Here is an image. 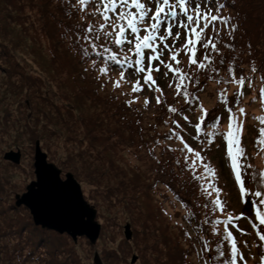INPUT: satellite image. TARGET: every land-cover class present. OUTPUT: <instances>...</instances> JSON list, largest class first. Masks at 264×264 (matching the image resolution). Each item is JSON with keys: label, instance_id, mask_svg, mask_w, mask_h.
<instances>
[{"label": "trees", "instance_id": "1", "mask_svg": "<svg viewBox=\"0 0 264 264\" xmlns=\"http://www.w3.org/2000/svg\"><path fill=\"white\" fill-rule=\"evenodd\" d=\"M226 3L223 13L231 14L240 27L235 33L236 51L223 50L229 59H235L238 74L243 70L251 75V62L264 68V0ZM81 16L78 0H0V113L7 128L5 148L27 147L30 156L23 174L17 171L21 164L0 158V264H83L79 252L87 253L91 245L84 237L74 242L65 233L36 226L26 207L14 205V194L23 192L34 177L31 153L36 139L62 173L71 171L77 180L89 184L91 193L85 196L93 199L95 207L105 204L106 212L114 209L130 223L135 245L124 237L119 239L115 244L120 253L117 260L116 250L105 245L101 252L108 264H126L131 249L140 264H203L201 257L207 259V255L196 236L203 234L206 197L183 159L161 144L164 134L158 128L170 125L165 121L171 114L166 106L157 105L153 120L144 122L136 102L128 106L125 101L131 97L109 87V77L121 70L118 66L97 79L98 71L91 68V62H81L73 26L94 20L91 16L82 20ZM86 67L88 71H84ZM261 74L255 73L250 84L254 92L245 102L260 101ZM226 76V70L219 75L209 73L207 78L200 74L202 83L195 94L210 82L225 87L217 81ZM168 90L172 93L168 103L183 104ZM242 98L237 97L239 101ZM262 109L258 116L264 115V106ZM256 126H261L258 120ZM137 155L150 166L145 169L132 164ZM17 175L20 180L16 184ZM162 180L175 186L174 197L185 207L182 218L187 215V221L177 228L181 238L188 240L185 245L170 233L174 224L165 220L163 205L153 197V186ZM194 207L199 216L192 215ZM111 225L109 220L103 222L102 238ZM119 227L112 229L113 241L121 233ZM236 235L239 238L238 232Z\"/></svg>", "mask_w": 264, "mask_h": 264}, {"label": "snow or ice", "instance_id": "2", "mask_svg": "<svg viewBox=\"0 0 264 264\" xmlns=\"http://www.w3.org/2000/svg\"><path fill=\"white\" fill-rule=\"evenodd\" d=\"M91 3L93 0H78L79 12L82 20L85 16L94 20H84L73 26L74 44L79 42L81 62H91V68L98 71L97 79L108 76L110 68L118 66L121 70L113 81L114 88L121 87L122 81L130 83L131 93L147 89L155 94L157 105L166 106L171 115L165 123L174 125L166 138L178 139L181 145L180 149L169 146V150L184 153V164L206 197L202 205L206 210L204 226L200 229L203 234L196 236L202 245L201 251L207 255V259L201 257L203 264H248L242 249L249 248L250 243L238 240L233 229L246 236L247 231L238 224L246 220L254 238L264 247V168L258 169L255 175H245L250 173L251 165L246 163L247 152L242 146L244 125L240 117L247 113L244 107L233 108L227 86L235 85V96H243L246 86L254 82L255 73H262L260 80L264 83V68L251 62V75H245L243 70L238 74L235 59H229L223 50L236 51L235 33L240 27L238 21L233 22L235 18L231 14L223 13L226 0H95V7L89 11ZM248 47L250 49L251 45ZM88 70V67L84 69ZM222 70L227 72L225 79L217 81L225 85L217 92L222 113L210 117L209 109L195 94L202 83L199 76L219 75ZM128 74L134 76L132 81L127 80ZM160 74L166 87L172 90L173 99L183 100L179 107L168 103L158 83ZM259 95L264 106V87L259 88ZM137 100L139 96L132 95L125 104L131 106ZM143 103L147 107L150 99L145 97ZM225 119L226 124L223 123ZM256 119L261 125L257 137L260 146L257 154H260L264 153V115ZM187 125H191L195 133L193 142L200 140V146H193L185 139L183 133ZM218 139L225 147L224 155L233 177L239 209L221 198L217 169L204 155L203 145H212ZM41 187L55 192L70 208L81 213L86 211L75 186L70 181L62 182L51 165L41 164ZM29 195L39 198L41 194ZM245 205L248 212L244 211ZM192 215L199 216L195 207ZM185 235L192 238L191 232L186 231ZM254 264H264V253H258V261Z\"/></svg>", "mask_w": 264, "mask_h": 264}, {"label": "rangeland", "instance_id": "3", "mask_svg": "<svg viewBox=\"0 0 264 264\" xmlns=\"http://www.w3.org/2000/svg\"><path fill=\"white\" fill-rule=\"evenodd\" d=\"M93 7H95V3L90 4V9H92ZM47 50L49 51L48 48H47ZM118 75H119L118 73H114L111 76V79H108L110 88L115 89L113 87V81H115L118 78ZM133 79H134V76H132L131 74L127 75L128 81H132ZM158 83L160 84V87L164 89L166 97L172 95V93L166 87V81H165L162 74H160L158 77ZM221 88H223V87L216 85L214 82H210L209 84H206L203 87V89L198 93V96L203 101L204 107L209 109L210 117H213L215 115L222 113V105H220L218 103V97H217V92ZM116 89H118L116 91H122L123 93H129V95H125L127 97H131L132 95H138L139 100L136 101V104L143 111L144 122L145 121L151 122L153 120L152 117L157 110V104H156L155 99H154V95H155L154 93L149 92L147 89H145V91L142 93L133 94V93H131L130 83H125L123 81L121 82V87L116 88ZM234 89H235L234 85L227 86V92H228V95L230 97V103L232 104L234 109L237 107V105L241 104L240 107H244L246 110V113H247L246 116L240 117V120L243 122V125H244L243 134H242V146L246 149V152H247L246 163L251 165L250 173H245V175H250V174L255 175L258 169L264 168V153L257 154L260 146L257 143V137H258L257 136V128H258V126H256V122H257L256 117L263 112V109H262L261 103H260L258 98L253 99L249 103L245 102L250 97L251 92H254L253 86L248 85L246 87L242 101H239L237 99V97L235 96ZM0 93H1V91H0ZM3 96L6 97V96H8V94H5ZM8 97H9V99L12 98V96H8ZM145 97H148L150 99V104L147 107H145L144 103H143ZM236 100H238V104L233 105V103ZM188 114L194 120V118H195L194 114L192 112H190ZM226 114H227L226 112L223 113L224 117ZM2 119L3 118H2V115L0 113V147H1L0 148V158L2 157V159H3V154L8 149L5 148L6 129L7 128H5L2 125V123H1ZM208 123L209 124L211 123V119H209ZM223 123L226 124V120H224ZM173 127H174V125H171V124L170 125H163L162 124L158 128V130H160L164 134V140L161 141V144H166L167 146H171L172 149H180L181 145H180V142L178 139L173 138V139L169 140L166 138V134L170 135L171 134L170 129ZM176 131L179 132L180 130L176 129ZM183 134L185 135V139L188 140V142L190 144H193V146H200L201 145L200 140H196L195 142H193L192 136L195 135V133L192 130L191 125L186 126L185 132ZM201 137H203V133L201 134ZM203 147L206 149L204 152L206 159L210 160L215 165V167L217 169L218 185L222 189V192L220 194L221 198L223 200L227 201L230 206H235L239 209L240 206L237 203V192H236V189L234 187L233 177H232V174L230 172V168L228 167V165L226 163V157L224 155V151H225L224 144L218 139L214 144H212V145L204 144ZM11 149H17V148H11ZM19 149L21 151V159H20L19 164H21L22 167L19 168L17 171L21 172L23 174L26 170H28V165L30 164V162H29L30 156H29V150L27 147H25V148L19 147ZM54 149L56 150L57 147L55 146ZM174 152L179 157H181L183 159V156H184L183 152H181L179 150H176ZM31 155H33V151L31 153ZM131 163L136 164L139 167L145 168V169L148 166H150V163L146 159H144L142 155H137L134 158H132ZM15 178H16V180H14V182L17 184L20 179L18 178V175ZM168 182H166L165 180H162L161 183H158L156 186L154 185L153 186V188H154L153 197L155 200H158L163 205V208H164V211H165V214L167 217V218L165 217V220L168 221L170 224H172V222L174 224L175 229L172 228L170 233L172 235L178 236V239L181 242V244L185 245V243L188 240L181 238V234L177 231L178 226H183V224L187 221V215L185 217V220L182 218L183 214L186 213L185 207L181 205V202L178 201L177 197H174V194L176 193L175 186L171 187L170 182L169 183ZM79 183H80L82 191L85 195H88L91 193V189L89 192V184L85 183L82 180H79ZM94 194H95V192H94ZM87 199L89 200V202L91 204H93L92 198H90L88 196ZM189 205H191V204L189 203ZM96 207H97V209H96L97 221L102 225L105 220H109L113 223V225H111L110 227L105 229V233H104L103 238H102V235L99 234V237L96 240V242L93 245L91 244L89 246V250L87 253L79 252V253H81V254H79V256H80V259L83 261V264H93L92 259H93V254L95 251L98 253V255L102 261V264H108V262H106L103 259L102 252H101L105 245H109L111 248L116 250L118 255H116L115 259L117 260L118 259L117 256H119L120 253H119L115 244L119 239H123V230H124L123 227H124V224L126 222L128 223V221H126L121 216H119L115 212L114 209L112 211H110L109 213L106 212L107 211L106 208H108L107 205L104 204L101 207L96 205ZM98 207L101 208L100 212H98ZM244 211L245 212L249 211V208L247 205L244 206ZM97 212H98V214H97ZM116 222H117V224H116ZM238 223L240 226L246 227V230H247V235L246 236L239 235L238 240H248L249 241L250 247L242 249V250L246 254V259L248 260V264H254L255 261H258V253L264 252V247L260 246V244L258 242V238H254L251 227L246 220L242 219ZM117 225L120 226L119 229H120L121 233L113 241L111 233H112V229L115 228ZM101 231L102 230H100V233H101ZM127 241H131L132 246L135 245L132 237L130 240H127ZM83 247H84V244H83ZM84 248L88 249L86 247H84ZM147 253L149 254L148 251H147ZM133 254H135V256H136V252L134 251V249H131V253L126 258V260H127L126 264H140L141 263L138 256L136 257L138 259L135 260L134 263H130V259H131V256ZM121 258H123V257H121ZM123 259H125V258H123ZM121 264H124V263L122 262Z\"/></svg>", "mask_w": 264, "mask_h": 264}, {"label": "water", "instance_id": "4", "mask_svg": "<svg viewBox=\"0 0 264 264\" xmlns=\"http://www.w3.org/2000/svg\"><path fill=\"white\" fill-rule=\"evenodd\" d=\"M20 150H8L4 152L3 158L15 164L19 163ZM33 166L35 179L26 185V191L22 194L15 195V205L23 204L30 210L32 220L35 225L43 228L51 229L59 233L67 232L74 240L77 236H85L90 243H94L99 235L101 225L95 220L96 210L93 206L83 198L80 185L74 179L72 173L67 172L65 179L60 177V169L53 163L48 162L46 153L42 151L39 141H35ZM51 165L56 169L58 178L62 182L70 181L79 193L80 201L85 206L86 211L83 213L70 208L55 192L41 187V164ZM29 193H40L39 198L32 197ZM124 236L126 239L131 238V230L129 223L124 225ZM135 256L132 255L131 261L134 262ZM93 263L102 264V261L95 251L93 254Z\"/></svg>", "mask_w": 264, "mask_h": 264}]
</instances>
